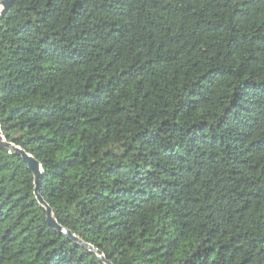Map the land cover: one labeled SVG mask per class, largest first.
I'll return each mask as SVG.
<instances>
[{
  "label": "trees",
  "instance_id": "obj_1",
  "mask_svg": "<svg viewBox=\"0 0 264 264\" xmlns=\"http://www.w3.org/2000/svg\"><path fill=\"white\" fill-rule=\"evenodd\" d=\"M0 128V264H264V0H12Z\"/></svg>",
  "mask_w": 264,
  "mask_h": 264
},
{
  "label": "water",
  "instance_id": "obj_2",
  "mask_svg": "<svg viewBox=\"0 0 264 264\" xmlns=\"http://www.w3.org/2000/svg\"><path fill=\"white\" fill-rule=\"evenodd\" d=\"M12 0H4L0 2V15H4L7 9L10 7ZM0 147L4 149H10L15 151L17 154L21 155L22 158L28 163V166L31 170V172L34 175V181H35V195L39 201V203L45 208L48 216V221L52 226H54L59 232L64 233L70 240L80 242L84 247L90 249L92 252H95L99 255L100 259L103 262H106L105 257L102 255L100 251H98L96 248H94L91 245L83 243L79 238L74 236L69 230H67L64 227H61L52 212V209L50 206L44 201V199L40 195V182L43 175V168L40 162L35 159L32 155L28 154L24 150H22L20 147H16L15 145L8 143L3 136L0 128ZM107 263V262H106Z\"/></svg>",
  "mask_w": 264,
  "mask_h": 264
}]
</instances>
